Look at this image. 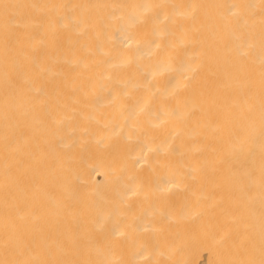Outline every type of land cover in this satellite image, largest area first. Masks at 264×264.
Wrapping results in <instances>:
<instances>
[{
	"label": "bare ground",
	"instance_id": "6f19581e",
	"mask_svg": "<svg viewBox=\"0 0 264 264\" xmlns=\"http://www.w3.org/2000/svg\"><path fill=\"white\" fill-rule=\"evenodd\" d=\"M262 259L264 0H0V264Z\"/></svg>",
	"mask_w": 264,
	"mask_h": 264
},
{
	"label": "snow or ice",
	"instance_id": "6c2138e0",
	"mask_svg": "<svg viewBox=\"0 0 264 264\" xmlns=\"http://www.w3.org/2000/svg\"><path fill=\"white\" fill-rule=\"evenodd\" d=\"M8 7H9L8 5H4L5 10H7ZM260 264H264V259H262V260L260 261Z\"/></svg>",
	"mask_w": 264,
	"mask_h": 264
}]
</instances>
